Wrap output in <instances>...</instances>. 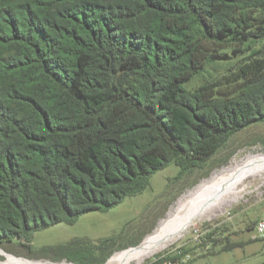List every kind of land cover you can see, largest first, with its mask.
Listing matches in <instances>:
<instances>
[{
  "label": "trees",
  "instance_id": "obj_1",
  "mask_svg": "<svg viewBox=\"0 0 264 264\" xmlns=\"http://www.w3.org/2000/svg\"><path fill=\"white\" fill-rule=\"evenodd\" d=\"M258 10L264 0H0V247L114 208L171 164L185 176L263 122L262 87L234 100L187 90L252 38ZM263 63L233 82L261 79Z\"/></svg>",
  "mask_w": 264,
  "mask_h": 264
},
{
  "label": "rangeland",
  "instance_id": "obj_2",
  "mask_svg": "<svg viewBox=\"0 0 264 264\" xmlns=\"http://www.w3.org/2000/svg\"><path fill=\"white\" fill-rule=\"evenodd\" d=\"M250 18L252 38L221 49L219 55L224 58L226 54L227 59L209 64L187 85L188 91L206 99L234 100L264 88V77L233 82L240 67L264 62V11L252 12ZM259 153L264 154V121L233 134L211 159L185 176L179 177L180 169L171 164L153 174L141 194L114 208L83 214L72 225L41 229L33 234L30 246L25 240L3 243L0 264H106L114 254L139 247L182 195L234 160ZM246 183L236 202L194 222L181 238L142 264L154 260L162 264H264V236L256 231L264 222V176Z\"/></svg>",
  "mask_w": 264,
  "mask_h": 264
},
{
  "label": "bare ground",
  "instance_id": "obj_3",
  "mask_svg": "<svg viewBox=\"0 0 264 264\" xmlns=\"http://www.w3.org/2000/svg\"><path fill=\"white\" fill-rule=\"evenodd\" d=\"M263 176L264 154H248L234 160L228 167L182 195L166 218L139 247L114 254L106 264L144 263L181 238L194 222L211 217L227 204L236 202L241 195L240 189L245 188L248 180Z\"/></svg>",
  "mask_w": 264,
  "mask_h": 264
},
{
  "label": "built area",
  "instance_id": "obj_4",
  "mask_svg": "<svg viewBox=\"0 0 264 264\" xmlns=\"http://www.w3.org/2000/svg\"><path fill=\"white\" fill-rule=\"evenodd\" d=\"M256 231L260 236H264V222H260L257 227ZM167 264H172L171 262H168Z\"/></svg>",
  "mask_w": 264,
  "mask_h": 264
},
{
  "label": "water",
  "instance_id": "obj_5",
  "mask_svg": "<svg viewBox=\"0 0 264 264\" xmlns=\"http://www.w3.org/2000/svg\"><path fill=\"white\" fill-rule=\"evenodd\" d=\"M8 258V257H7Z\"/></svg>",
  "mask_w": 264,
  "mask_h": 264
}]
</instances>
